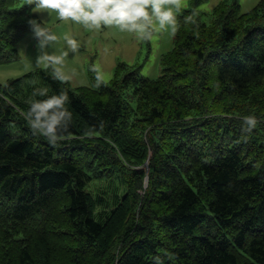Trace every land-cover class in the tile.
Segmentation results:
<instances>
[{
    "label": "trees",
    "instance_id": "obj_1",
    "mask_svg": "<svg viewBox=\"0 0 264 264\" xmlns=\"http://www.w3.org/2000/svg\"><path fill=\"white\" fill-rule=\"evenodd\" d=\"M202 1L155 79L118 63L92 87L50 67L0 84V264H264V0L209 19ZM41 25L0 0V64ZM61 92L66 138L49 143L25 113Z\"/></svg>",
    "mask_w": 264,
    "mask_h": 264
},
{
    "label": "rangeland",
    "instance_id": "obj_2",
    "mask_svg": "<svg viewBox=\"0 0 264 264\" xmlns=\"http://www.w3.org/2000/svg\"><path fill=\"white\" fill-rule=\"evenodd\" d=\"M22 4L33 5V12L42 25L50 33H54L57 41H49L40 47L43 37L36 35V30L26 35L19 43L18 58L8 63L0 64V84L17 79L38 68H53L58 74L68 77L72 87H92L97 81V70L103 79L100 82L108 83L113 76V68L118 63H125L139 69L142 77L155 79L160 75V58L173 47L174 34L166 26L159 28L153 17V25L145 27L143 32L131 28V23H142L143 18L134 22H126L123 27L112 24L100 27L74 21L71 18L61 19L57 11L51 8H38L33 0H21ZM195 0H179V8L173 7L176 19L182 9L190 8V2ZM222 0H203L198 5V11L204 13V19L210 18V13ZM260 0H237L241 13H246L255 7ZM196 4V3H195ZM151 14V9L149 8ZM65 36L76 41L73 48L67 43ZM66 51L62 65H53L43 59L44 54L60 55ZM93 76L96 78L94 79ZM145 186L147 177L145 178ZM105 183L92 182L88 190L96 198L104 191Z\"/></svg>",
    "mask_w": 264,
    "mask_h": 264
},
{
    "label": "clouds",
    "instance_id": "obj_3",
    "mask_svg": "<svg viewBox=\"0 0 264 264\" xmlns=\"http://www.w3.org/2000/svg\"><path fill=\"white\" fill-rule=\"evenodd\" d=\"M38 8H51L57 11L61 19L71 18L74 21L82 22L88 26L100 27L101 21L105 25H120L123 27L126 22H134L143 18V22L136 24L131 23V28H136L143 32L145 27L153 25V17L158 22V26L164 29L166 26L171 28L175 34L177 31V19L173 7L166 5H175L179 8V0H33ZM151 9V14L149 13ZM186 19H192L191 16ZM36 35L43 37L40 41V47L49 41H57L58 37L50 33L46 28L37 26ZM67 43L73 48L76 47V41L65 36ZM67 52L60 55L44 54L43 59L53 65H62ZM97 70V81H102L103 77ZM58 79H68L66 76L57 75ZM47 88H41L39 95H46ZM67 92H61L59 95L53 94L46 99H32L28 111L25 113L30 128L38 131L39 135L44 138H50L49 143H54L57 139H64L66 135H57L58 127L62 124L63 119L70 113L65 108L67 101ZM51 110V111H50ZM250 126H255V117H245Z\"/></svg>",
    "mask_w": 264,
    "mask_h": 264
}]
</instances>
